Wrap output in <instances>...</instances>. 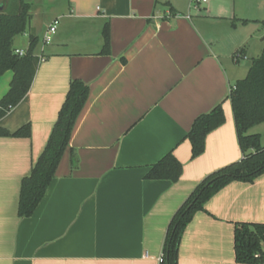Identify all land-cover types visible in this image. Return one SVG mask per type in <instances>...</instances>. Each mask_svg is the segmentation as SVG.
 <instances>
[{
  "label": "crops",
  "instance_id": "obj_1",
  "mask_svg": "<svg viewBox=\"0 0 264 264\" xmlns=\"http://www.w3.org/2000/svg\"><path fill=\"white\" fill-rule=\"evenodd\" d=\"M263 20L264 0H66L43 26L28 21L27 39L13 49L26 51L35 36L42 60L27 94L0 119L9 132L30 125L29 137L0 136V264H159L178 207L206 175L242 158L228 92L247 73L243 61L264 48ZM236 52L244 58L234 61ZM11 78L0 76V98ZM74 79L88 87L86 102L45 194L20 217L21 181ZM217 105L224 122L191 157L186 135ZM167 153L182 165L179 179H146ZM240 222L264 223V174L231 181L194 214L178 264H242L234 252Z\"/></svg>",
  "mask_w": 264,
  "mask_h": 264
},
{
  "label": "trees",
  "instance_id": "obj_2",
  "mask_svg": "<svg viewBox=\"0 0 264 264\" xmlns=\"http://www.w3.org/2000/svg\"><path fill=\"white\" fill-rule=\"evenodd\" d=\"M15 12H7L5 1L0 10V76L12 72L7 91L0 98V119L15 107L27 94L39 57L34 55L37 37L30 36L29 46L22 56L15 54L13 39L24 33L30 19V5L18 0ZM264 29V20L261 21ZM102 53L109 52V28L102 30ZM239 53V52H236ZM88 96V87L80 80L70 82L65 99L58 111L46 145L33 164L29 175L20 185L18 215L29 217L45 194L56 168L68 146L72 130ZM230 99L236 135L242 158L206 175L178 207L166 228L159 264H178V249L183 232L194 214L204 211L205 203L220 189L234 180L253 182L264 174V145L259 133L252 128L264 123V48L259 56L252 59L244 78L230 86ZM224 122L220 105L210 112L199 115L193 122L186 138L191 145V157L204 150L206 135ZM30 125L26 124L14 132L0 128V136L29 137ZM71 168L77 166L73 151ZM182 172L181 163L167 153L153 164L145 175L146 179L177 181ZM235 261L242 264H264V223H236L234 226Z\"/></svg>",
  "mask_w": 264,
  "mask_h": 264
},
{
  "label": "rangeland",
  "instance_id": "obj_3",
  "mask_svg": "<svg viewBox=\"0 0 264 264\" xmlns=\"http://www.w3.org/2000/svg\"><path fill=\"white\" fill-rule=\"evenodd\" d=\"M5 1L7 12H15L17 10V6L19 4L18 0H0ZM26 2L31 3V8L29 10L30 20L29 23L36 25L43 26L46 24L50 19H52L54 16L58 15L59 12L66 6V0H25ZM2 4V3H0ZM193 11V9H191ZM29 23L26 27V30L24 33H21L14 37L13 39V46L16 44L24 43L25 39H27L29 34ZM32 34H34V29L31 28L30 31ZM252 59H245L243 63L241 64V67L243 68H249L251 64ZM245 75L241 78H244ZM259 131L261 132L263 139H264V123L259 124L252 128V131Z\"/></svg>",
  "mask_w": 264,
  "mask_h": 264
},
{
  "label": "built area",
  "instance_id": "obj_4",
  "mask_svg": "<svg viewBox=\"0 0 264 264\" xmlns=\"http://www.w3.org/2000/svg\"><path fill=\"white\" fill-rule=\"evenodd\" d=\"M207 0H191L192 3H194L195 5L201 3V2H206ZM58 25V19H54L51 24L48 26L45 35L43 36V43L48 44L51 41V35L55 32L56 28ZM15 54H18L20 56L24 55L26 53V51L24 50H20V49H14L13 50ZM242 58L240 53H235L233 55V60L234 61H240ZM39 60L41 61L42 58L39 57ZM161 260V257L159 258V261Z\"/></svg>",
  "mask_w": 264,
  "mask_h": 264
},
{
  "label": "water",
  "instance_id": "obj_5",
  "mask_svg": "<svg viewBox=\"0 0 264 264\" xmlns=\"http://www.w3.org/2000/svg\"><path fill=\"white\" fill-rule=\"evenodd\" d=\"M2 8H3V4H0V10H2Z\"/></svg>",
  "mask_w": 264,
  "mask_h": 264
}]
</instances>
